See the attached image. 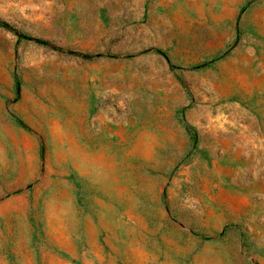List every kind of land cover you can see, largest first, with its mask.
Wrapping results in <instances>:
<instances>
[{
  "label": "rangeland",
  "instance_id": "374dc122",
  "mask_svg": "<svg viewBox=\"0 0 264 264\" xmlns=\"http://www.w3.org/2000/svg\"><path fill=\"white\" fill-rule=\"evenodd\" d=\"M0 20V264H264V0Z\"/></svg>",
  "mask_w": 264,
  "mask_h": 264
},
{
  "label": "trees",
  "instance_id": "16d2710c",
  "mask_svg": "<svg viewBox=\"0 0 264 264\" xmlns=\"http://www.w3.org/2000/svg\"><path fill=\"white\" fill-rule=\"evenodd\" d=\"M0 27L4 28L6 30L12 31V28L5 22H3L2 20H0ZM161 53V52H160ZM164 57H166L163 53H161Z\"/></svg>",
  "mask_w": 264,
  "mask_h": 264
}]
</instances>
